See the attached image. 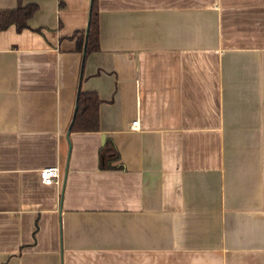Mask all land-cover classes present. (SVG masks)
Listing matches in <instances>:
<instances>
[{
  "label": "crops",
  "instance_id": "obj_1",
  "mask_svg": "<svg viewBox=\"0 0 264 264\" xmlns=\"http://www.w3.org/2000/svg\"><path fill=\"white\" fill-rule=\"evenodd\" d=\"M90 1L0 31V264H264V0H97L83 60Z\"/></svg>",
  "mask_w": 264,
  "mask_h": 264
},
{
  "label": "trees",
  "instance_id": "obj_2",
  "mask_svg": "<svg viewBox=\"0 0 264 264\" xmlns=\"http://www.w3.org/2000/svg\"><path fill=\"white\" fill-rule=\"evenodd\" d=\"M63 2H59V7ZM38 10L36 3L23 4L22 0H16V5L11 8H0V31L13 25L17 32L28 27V20ZM99 25L97 0L90 1L88 23L85 30L75 31L71 38H75V50L83 54V60L91 53L99 51ZM99 104L100 99L96 92L85 91L80 88L75 99V111L69 125L71 132H97L99 131ZM102 169L120 167L112 165L118 160V153L108 141L99 149Z\"/></svg>",
  "mask_w": 264,
  "mask_h": 264
},
{
  "label": "built area",
  "instance_id": "obj_3",
  "mask_svg": "<svg viewBox=\"0 0 264 264\" xmlns=\"http://www.w3.org/2000/svg\"><path fill=\"white\" fill-rule=\"evenodd\" d=\"M138 121H132L131 127L136 128ZM39 179L43 184H52L59 181V169L56 166H49L39 170Z\"/></svg>",
  "mask_w": 264,
  "mask_h": 264
},
{
  "label": "water",
  "instance_id": "obj_4",
  "mask_svg": "<svg viewBox=\"0 0 264 264\" xmlns=\"http://www.w3.org/2000/svg\"><path fill=\"white\" fill-rule=\"evenodd\" d=\"M104 140H105V136L102 134V136H101V144L102 145L104 144Z\"/></svg>",
  "mask_w": 264,
  "mask_h": 264
}]
</instances>
